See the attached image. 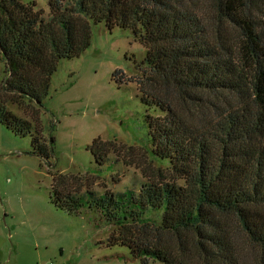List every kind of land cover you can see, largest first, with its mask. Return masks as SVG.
I'll return each instance as SVG.
<instances>
[{
	"label": "trees",
	"instance_id": "1",
	"mask_svg": "<svg viewBox=\"0 0 264 264\" xmlns=\"http://www.w3.org/2000/svg\"><path fill=\"white\" fill-rule=\"evenodd\" d=\"M262 4L49 0L45 19L35 3L0 0V62L7 78L2 90H8L0 97V122L29 134L34 153L50 158L53 139L46 143L35 119L16 115L6 102L42 109L59 59L90 45L89 20L130 28L147 47L142 99L164 111L150 119L153 153L168 158L169 168L143 170L148 180L129 194L133 208L124 215L115 214L121 201L112 192L95 201L111 206L116 227L108 244L128 246L142 264L151 258L156 264H264ZM115 74L125 80L121 71ZM89 149L100 164L110 151L133 150L100 137ZM82 179L55 174L56 207L79 211L84 199L70 185L80 186ZM147 207H163L159 225L141 220Z\"/></svg>",
	"mask_w": 264,
	"mask_h": 264
},
{
	"label": "rangeland",
	"instance_id": "2",
	"mask_svg": "<svg viewBox=\"0 0 264 264\" xmlns=\"http://www.w3.org/2000/svg\"><path fill=\"white\" fill-rule=\"evenodd\" d=\"M20 1L35 3L48 18L49 0ZM89 23L90 45L76 57L59 59L42 109L6 102L16 115L35 119L45 142L53 139V151L48 159L40 157L29 134H16L0 122V264H142L128 246L108 244L116 227L108 215L111 206L95 201L112 192L121 201L115 214L124 215L133 208L129 194H137L148 180L143 170L169 168L168 158L153 153L149 133L150 119L164 111L142 99L139 79L147 68L145 44L130 28ZM116 71L125 80L120 81ZM5 76L2 61L0 97L8 93L2 90ZM97 137L133 150L110 151L100 164L89 149ZM58 173L83 178L80 186L70 185L84 199L77 213L52 202L53 177ZM162 213L163 207H147L140 218L159 225ZM149 264L156 261L151 258Z\"/></svg>",
	"mask_w": 264,
	"mask_h": 264
},
{
	"label": "water",
	"instance_id": "3",
	"mask_svg": "<svg viewBox=\"0 0 264 264\" xmlns=\"http://www.w3.org/2000/svg\"><path fill=\"white\" fill-rule=\"evenodd\" d=\"M5 81H7V78L5 79Z\"/></svg>",
	"mask_w": 264,
	"mask_h": 264
},
{
	"label": "built area",
	"instance_id": "4",
	"mask_svg": "<svg viewBox=\"0 0 264 264\" xmlns=\"http://www.w3.org/2000/svg\"><path fill=\"white\" fill-rule=\"evenodd\" d=\"M50 264H52V263H50Z\"/></svg>",
	"mask_w": 264,
	"mask_h": 264
}]
</instances>
